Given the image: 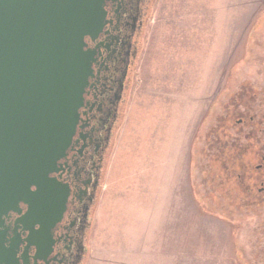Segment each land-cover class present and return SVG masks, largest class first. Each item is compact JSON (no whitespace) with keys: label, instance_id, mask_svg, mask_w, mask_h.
I'll return each mask as SVG.
<instances>
[{"label":"rangeland","instance_id":"374dc122","mask_svg":"<svg viewBox=\"0 0 264 264\" xmlns=\"http://www.w3.org/2000/svg\"><path fill=\"white\" fill-rule=\"evenodd\" d=\"M86 264H264V0H152Z\"/></svg>","mask_w":264,"mask_h":264},{"label":"water","instance_id":"95a60500","mask_svg":"<svg viewBox=\"0 0 264 264\" xmlns=\"http://www.w3.org/2000/svg\"><path fill=\"white\" fill-rule=\"evenodd\" d=\"M105 0H0V195L52 225L69 190L50 177L71 145L92 73L86 36L103 26ZM35 188V190H33Z\"/></svg>","mask_w":264,"mask_h":264},{"label":"flooded vegetation","instance_id":"af4514ba","mask_svg":"<svg viewBox=\"0 0 264 264\" xmlns=\"http://www.w3.org/2000/svg\"><path fill=\"white\" fill-rule=\"evenodd\" d=\"M152 0H105L99 33L86 36L93 53L92 73L80 109V121L65 156L50 174L68 190L66 208L52 225L30 221V205L12 207L0 195V264H86L94 216L103 190L110 154L138 63ZM35 190V188H33Z\"/></svg>","mask_w":264,"mask_h":264}]
</instances>
